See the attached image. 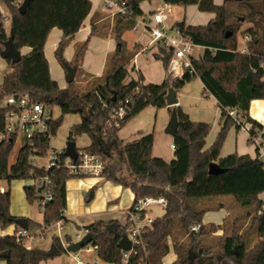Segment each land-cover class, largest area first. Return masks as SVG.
<instances>
[{"label": "trees", "instance_id": "trees-1", "mask_svg": "<svg viewBox=\"0 0 264 264\" xmlns=\"http://www.w3.org/2000/svg\"><path fill=\"white\" fill-rule=\"evenodd\" d=\"M6 1L11 28L8 33L0 16V51L11 33L18 49L30 46L33 51L14 65L7 59L8 70L0 84V133L4 131L6 116L2 101L14 93L28 94L36 102L61 107V116L50 121L52 137L57 134L66 114L80 113L82 121L71 128L69 140L76 141L75 136L84 133L89 135L91 144L81 149L96 153L106 161L102 177L130 188L135 195L134 202L147 196H165L168 201L164 215L158 216L152 226L145 229L143 243L135 245L128 257L119 246L122 232L126 231L125 224L111 219L85 226L93 235L91 245L96 247L98 260L109 264H163L173 248L177 258L171 264H264V201L259 197L264 193V161L249 154L220 156L232 127L240 130L244 122H250L253 125L251 135L264 130V125L249 113L252 100H264V0H224L222 5L214 0H164L172 5H197L202 12L214 13L215 18L207 25L175 23L205 50L202 58L194 62L197 74L186 73L178 78L168 72L169 57L156 54L167 72L163 84H145L141 80L126 82L127 66L140 47L129 51L123 34L135 27L137 18L144 16L140 7L144 0H127L132 15H116L113 25L117 49L108 57L101 82L86 91H81L78 77L91 37L76 45L71 65L78 67L77 79L65 89L52 79L44 49L50 31L54 27L62 29L64 37L56 54L62 63L65 62L63 50L89 16L91 0H30L25 13L12 5L11 0ZM243 23L251 25L243 32L251 36L246 52L239 51L238 35ZM95 34L93 26L91 36ZM196 78L202 80L222 110V127L211 147L205 148L212 125L191 120L181 107H177L180 125L173 139L175 158L171 161L153 155V133L129 142L119 138L121 128L148 105L167 107L169 90H178ZM122 102L128 106V111L117 125L111 116L112 110ZM233 108L239 112L241 123L229 115V109ZM15 145L16 138L12 135L0 142V180L31 178L32 173L49 175L54 197L46 205L45 224L47 230H51L56 222L66 220L67 182L72 177L65 170L35 169L29 162L31 148L26 142L16 162L10 164ZM37 146L40 152L46 153L50 147L49 136L44 134L38 138ZM115 152L122 159L115 156ZM212 162L225 171L210 174ZM24 190L30 203L42 198L34 184ZM221 198L231 199L239 210L224 221V236L215 247L203 241L206 233L203 217L207 211L224 206L214 204ZM10 207V191L0 193V227L3 229L15 223L16 217ZM28 222L31 225L30 219ZM194 223L202 225L200 234L190 232ZM211 229L216 230L217 226ZM255 238L257 242L251 246ZM65 241L72 239L66 235ZM51 243L60 253L66 251L57 234L53 235ZM5 251L10 252L8 258L1 256ZM47 251L39 245L29 248L19 243L14 235L0 237V260H7V264H40L47 259Z\"/></svg>", "mask_w": 264, "mask_h": 264}, {"label": "crops", "instance_id": "crops-1", "mask_svg": "<svg viewBox=\"0 0 264 264\" xmlns=\"http://www.w3.org/2000/svg\"><path fill=\"white\" fill-rule=\"evenodd\" d=\"M91 2H92V9H91L89 16L86 18L80 30L72 37V40L65 47L62 53L64 60L71 64L75 56L76 45L79 43L85 42L91 37L89 44H88V48L84 55L83 62L80 67L81 74L78 77V79H80L79 82L82 84V88L85 89V90L83 89V91H86L92 88L97 83L101 82L104 76L105 70H106L108 57L109 55L115 52L118 46V43L112 34L113 25L115 22V16H112L111 13L106 9V7H103L101 5V0H91ZM214 2L218 5H222L224 3V0H214ZM159 6H161V4H158L156 9ZM140 7L142 11L144 12V16L142 17L143 19L146 18L151 12L156 10V9L153 10L151 8L145 9L143 7V2L140 4ZM204 16L207 17L206 19L209 22L215 18L214 13H210L209 15H204ZM175 23H178V21L177 20L173 21L170 25H174ZM189 25H194V24H189ZM196 25H201V24H196ZM93 26H95L96 34L94 36H91ZM250 26L251 25L248 23L247 25L242 27L241 33L245 32V30L250 28ZM5 28H6V31L9 33L10 28H11V22L8 25H6ZM63 37H64L63 30L58 27H54L48 35L44 51H45V55L49 63L50 75L52 79L55 80L59 84L60 88L65 89L67 88L69 84L66 81V69L64 68L62 61L58 58L56 54L57 48L59 47V44L62 41ZM242 38H244V36ZM123 39L125 40L129 51H133L136 46L140 47L138 52L135 54L134 58L131 60V62L127 66L129 75L126 79V82H129L130 80H141L145 84L147 83L163 84L167 77V72L163 65V62L156 57V53H155V50L153 49V46L150 45L151 38H150L149 33L146 30H144L143 27L139 30V25H138L137 29L132 28V29L126 30L123 34ZM200 49H203V48H200ZM32 51H33V48L30 46H24L20 49L22 57L31 54ZM203 54L204 52L201 55ZM159 62L161 63V65H159ZM8 66L9 64L7 62L5 63L2 71L0 70L2 73V80L8 70ZM77 73H78V70H77ZM82 74H85L84 78L81 77ZM76 79H77V75H76ZM191 82L186 83L180 89H183ZM202 85L204 88V91H203L204 95L213 98L215 105L217 107V110H218V114L214 122H210L209 120L197 121V122L212 123L211 124L212 130L206 139L205 148L207 149L211 147L212 144L215 142L218 136V133L221 130L222 110L219 107V104L216 98L207 92L203 82H202ZM180 89L176 90L177 97L179 100V104L177 107H181L190 116L191 120H193L191 112L188 111L184 107V104L179 98ZM165 109L169 110V106L165 107ZM169 112H170L169 120H167L168 122L167 121L165 122L167 123L166 125H168L170 121L172 110H169ZM249 113L253 119L257 120L258 122L264 125V100L263 99L252 100L250 104ZM134 119L132 118V120ZM121 129H123V127ZM143 135H146V134H143V132H140L139 134H137V136L130 138V140L128 141L123 140V141L129 142V141L137 140L141 138ZM173 139H174V136H173ZM90 144H91V141H90ZM155 145H156V141L154 137L153 155L155 152ZM87 146H84V147H87ZM173 151H174V158H175V149H173ZM234 153H238L240 155L249 154L253 158L257 156V150L250 142V133L243 128H241L240 130H237L235 126L230 129L228 136L226 138V141L221 150L220 156L226 157ZM74 180L75 179L71 178L67 182V209H66L65 215L69 209V201H70V198L72 197L69 192V184L73 182ZM77 180L79 181L77 187L85 191L93 190L92 193L90 194L91 195L90 198L92 199L95 198V200L92 203V205H90L88 208V210L91 211V213L87 215L91 217L90 220L86 222V224L81 225L83 227V230L76 231L74 234L75 238L74 239L71 238L72 239L71 242L77 241L83 235H85L87 230L84 227L93 223L94 221L114 219V220H119L121 223L125 224L126 212L132 206L134 199H135V195L130 188H124L119 184L106 180L104 177L77 178ZM12 181L8 182L10 186H11ZM26 186H24L23 188L25 189ZM7 191H10L11 193L12 191L11 187L7 188L3 184H0V193H5ZM125 195L128 197H125ZM259 197L264 201V193L260 194ZM220 200L221 199H216L214 204L215 205L223 204L224 206L219 207V208H214V209L207 211L204 217L207 214H210L212 212L215 213V211H222L223 213L220 215H210L208 218L209 223L208 222L205 223L204 217H203V224L205 225V227H212L213 225L217 226L216 230L210 229L211 231H210V237H209L208 244L211 246H214L213 245L214 241H216L215 244H218V246L220 245L221 239L224 236V227H221V226L224 224V221L226 220V218L232 214V208H230L227 204H225L224 201H220ZM232 203L237 207L236 212H238L239 210L238 205L235 204L233 201ZM10 211L12 215L15 216L16 218L24 217V218L30 219L27 214V211L15 210L13 208L12 197H11ZM30 220L32 221V223L31 225L29 224V228H28L29 232L33 234L39 233L40 226L33 219H30ZM64 222L65 220L62 221L63 228L61 230V234H62L63 229L65 228ZM19 227L20 226L17 225L16 223L4 229L0 227V237L14 235V233L17 231ZM53 229L55 230V232L52 235L57 234L58 232L57 227H54ZM49 231L50 230H47L44 233L43 238L36 237L33 244H31V247L34 245H39V246L46 247L47 250L49 251L52 246L51 239L53 237V236L50 237L48 235ZM79 235L80 237H78ZM61 242L63 246L67 245L68 243H71V242H66L64 237L62 238ZM171 251H174V250H171ZM95 252L97 253V251H94L91 253H86L82 251L80 254L83 258L86 259V258H90L94 256ZM89 254H92V255L90 256ZM176 258L177 256L176 254H174V259L171 260L170 263L168 264H171L172 262H174ZM0 264H7V260L5 259L0 260ZM40 264H75V262L73 260L72 255L68 251H65L63 253L58 252L55 256L47 258L46 260H43ZM99 264H100V261H99Z\"/></svg>", "mask_w": 264, "mask_h": 264}, {"label": "built area", "instance_id": "built-area-1", "mask_svg": "<svg viewBox=\"0 0 264 264\" xmlns=\"http://www.w3.org/2000/svg\"><path fill=\"white\" fill-rule=\"evenodd\" d=\"M24 0H11L12 5L20 7ZM106 9L112 16L132 15L128 6L127 0H104ZM172 4L165 3L164 6H159L155 11L151 12L146 18L139 17L136 19L138 25H141L150 35V45L153 46L156 54L162 58L169 57L168 72L174 77H183L186 73L192 75L197 74L195 61L202 58L203 55L195 54L197 48L205 47L197 45L191 37L186 35L179 27L168 25V20L172 17ZM0 16L3 18L4 26L11 22L10 11L6 0H0ZM251 40V36L244 35V46L239 49L241 52H246L247 43ZM82 78L85 74H82ZM2 108L6 110L5 128L0 133V142L7 136H14L16 144L22 146L24 142L31 148L29 154V162L35 169L50 170H65L70 177L75 178H96L102 177L106 167V161L98 154L89 152L85 149L78 148V156L76 159L66 155V149H56L51 145L52 135L50 133V121L55 119L50 106L36 102L28 94L14 93L7 95L2 101ZM128 111V106L123 102L113 108L112 118L119 125ZM229 115L232 116L238 123H241V117L236 109H229ZM252 123L244 122L242 128L250 133ZM47 134L50 138V147L46 153H42L37 146V140L42 135ZM250 142L257 150V156L264 161V130L257 133H250ZM175 149V145H171ZM44 162H41V161ZM31 179L33 184L40 189L42 198L39 200L40 213L35 221L40 226V232L37 234L30 233L28 229L19 227L14 233L19 243L31 247V242L36 237H44L47 231L45 224L46 205L54 197V188L52 179L49 175H37L32 173ZM3 190V189H1ZM162 207L166 210L168 201L165 196H147L137 199L126 212V233L132 240V250L126 252L128 257L134 249L135 245L143 243L142 234L146 228L151 227L157 216L153 215L154 207ZM57 227V235L62 241L61 230L63 228L62 221L55 224ZM202 225L194 223L190 226V232L200 234ZM80 237V235L78 236ZM69 244V243H68ZM67 244V245H68ZM67 245H64L65 249ZM91 253L96 251V247L91 243L77 253L69 252L75 264H99L98 256H92L85 259L81 256V252Z\"/></svg>", "mask_w": 264, "mask_h": 264}, {"label": "rangeland", "instance_id": "rangeland-1", "mask_svg": "<svg viewBox=\"0 0 264 264\" xmlns=\"http://www.w3.org/2000/svg\"><path fill=\"white\" fill-rule=\"evenodd\" d=\"M161 4V6H164L165 2L164 0H144L143 1V7L145 9H153L155 10L157 5ZM101 5L105 7L104 0H101ZM173 7V14L172 17L168 20V25H170L173 21L178 22H186V24H201V25H207L209 21H207V17L204 15H209L210 12H202L200 11L196 5H172ZM248 23H243L242 27L247 25ZM142 28L141 25H139V30ZM243 32L239 33V49L242 48L245 44ZM204 52L203 49L197 48L195 50V54L199 55ZM5 63H7V60L4 59L0 55V70L2 71ZM159 65L161 63L159 62ZM0 71V82L2 80V73ZM80 79H78V85L81 87V91H83L84 88H82V84L79 82ZM85 90V89H84ZM204 88L202 85V82L200 78L194 79L190 84H188L183 89H180L179 91V98L181 99L182 103L184 104V107L191 112L192 119L194 121H204L209 120L210 122H214L216 120L218 110L215 105V102L213 98L205 96L204 95ZM53 112V117L58 118L62 114V109L59 105L50 106ZM170 112L168 109L163 108H157L153 105H148L141 113L136 115L131 121H129L123 129H121L119 133V138L124 141L130 140V138H133L134 136H137L140 132H143V134L147 133H153L156 141L155 145V157H161L165 159L166 161H171L174 158V151L171 147L173 143V136L168 134L166 132L167 123H165L167 120H169ZM138 116V117H137ZM82 121V115L80 113H69L64 116V121L60 128L57 131V134L52 137L51 145L53 148L56 149H66L69 140V135L71 128L74 125L79 124ZM168 122V121H167ZM212 124V123H210ZM75 140L77 143L78 148H83L84 146H87L90 144L91 138L88 134H81L75 136ZM21 145L20 143H17L15 145V148L13 150V153L10 157V164H14L17 160V157L19 155ZM115 156H117L119 159L121 158V155L115 152ZM122 161V160H121ZM41 162H44L43 160ZM75 179L73 182L69 184V192L71 194V198L69 201V209L66 213V220L64 222L65 228L62 231V236L65 238L66 235H69L72 239L75 238V232L76 224L83 225L86 224L90 220V216H87L89 213H91L90 210H88L89 206L92 205L95 198H90L92 191H85L78 186V180L75 177H72ZM0 184H3L4 186L11 187V197L13 202V208L15 210H24L27 211V214L30 219H33L36 221L39 217L40 208H39V200L30 203L25 194L24 186L32 185L33 180L31 178L26 179H15L12 181L11 186L8 184L7 180H1ZM125 197H128L125 195ZM220 201H224L225 204H227L230 208H232V214L228 217H232L237 213V207L232 203L231 199L221 198ZM165 213V209L162 207H154L153 208V215L154 216H162ZM222 211H215L207 214L204 217V222L209 223V216L210 215H220L222 214ZM226 217V216H225ZM221 227H225L226 225L223 224ZM211 227H206V233L203 237V241L209 245V237H210V230ZM55 232L54 229L50 230L48 232V235L51 237L52 234ZM39 238V237H37ZM41 238V237H40ZM36 239V238H35ZM34 242V241H33ZM31 242L30 244H33ZM171 242V240H170ZM257 242V238L254 239L251 246H254ZM216 241H214L213 245L217 247L218 244H215ZM173 250V248H172ZM174 251H171V253L165 258L164 263L168 264L171 260L174 259ZM90 256L92 254H89ZM94 256H97V253H94ZM88 259V258H86ZM100 264H109L106 262H100Z\"/></svg>", "mask_w": 264, "mask_h": 264}, {"label": "water", "instance_id": "water-1", "mask_svg": "<svg viewBox=\"0 0 264 264\" xmlns=\"http://www.w3.org/2000/svg\"><path fill=\"white\" fill-rule=\"evenodd\" d=\"M30 0H24L23 3L19 7V11L21 13H25L29 6ZM229 35V34H227ZM0 55L4 59H10L11 63L14 65L18 63L22 59V55L20 49H18L14 42V35L13 33L10 34L9 38L4 42V49L0 51ZM64 68L66 69V81L68 83H72L76 79L78 67L76 65H71L67 61L63 63ZM167 105L172 107V114L170 121L166 127V132L172 136H175L179 129V118L177 113V106L179 104V100L177 97V91L174 88H171L166 97ZM66 155L76 159L78 156V147L76 141L70 140L66 147ZM225 171V169L221 168L220 165L216 162H212L209 166V173L210 174H221ZM41 191V188L39 189ZM15 223L22 228L28 229L29 222L27 218L19 217L15 219ZM77 231H82L83 227L79 224H76ZM93 241V235L90 231H87L85 235H83L77 241H73L69 243L66 247V251L77 253L86 246H88ZM120 248L128 252L132 250V240L129 238L128 234L124 231L122 232L121 239L119 242ZM237 248V247H236ZM59 252V249L56 247L55 244H52L51 249L46 252V257L50 258L55 256ZM10 255L9 251H5L1 253L3 258H8Z\"/></svg>", "mask_w": 264, "mask_h": 264}]
</instances>
